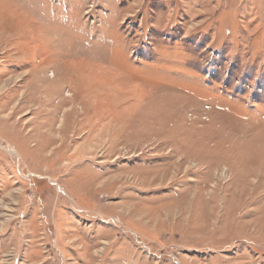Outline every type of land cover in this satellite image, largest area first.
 <instances>
[{
  "label": "rangeland",
  "instance_id": "obj_1",
  "mask_svg": "<svg viewBox=\"0 0 264 264\" xmlns=\"http://www.w3.org/2000/svg\"><path fill=\"white\" fill-rule=\"evenodd\" d=\"M0 264H264V0H0Z\"/></svg>",
  "mask_w": 264,
  "mask_h": 264
},
{
  "label": "bare ground",
  "instance_id": "obj_2",
  "mask_svg": "<svg viewBox=\"0 0 264 264\" xmlns=\"http://www.w3.org/2000/svg\"><path fill=\"white\" fill-rule=\"evenodd\" d=\"M69 94V93H68Z\"/></svg>",
  "mask_w": 264,
  "mask_h": 264
}]
</instances>
